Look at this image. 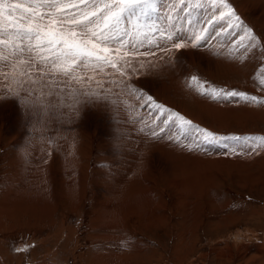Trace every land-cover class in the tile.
Returning a JSON list of instances; mask_svg holds the SVG:
<instances>
[{"label": "rangeland", "instance_id": "rangeland-1", "mask_svg": "<svg viewBox=\"0 0 264 264\" xmlns=\"http://www.w3.org/2000/svg\"><path fill=\"white\" fill-rule=\"evenodd\" d=\"M165 1L146 23L177 33L188 24L185 38L206 28L198 47L157 48L150 35L137 47L155 56L130 57L127 76L107 68L90 87L52 86L38 73L23 86L0 77V264H264V148L208 145L175 124L161 133L159 113L128 87L218 136H264V104L190 86L195 75L264 100V0H228L242 21L232 28L212 19L225 9L210 0H171L163 14ZM244 28L255 47L240 46ZM217 245L233 258L212 257Z\"/></svg>", "mask_w": 264, "mask_h": 264}, {"label": "snow or ice", "instance_id": "snow-or-ice-1", "mask_svg": "<svg viewBox=\"0 0 264 264\" xmlns=\"http://www.w3.org/2000/svg\"><path fill=\"white\" fill-rule=\"evenodd\" d=\"M158 3L159 0H0V77L7 79L11 76L21 86L28 81L37 83L34 78L37 73L41 79L50 77L48 84L52 86L102 85L103 82L97 76L105 74V69L111 68L119 72L120 76H127L124 68L130 64V57L156 55L151 51H139L137 47H144V39L150 35L156 39L149 40V44L159 48L158 41H176L171 44V48L176 50L189 47L188 40H191L190 46L195 48L206 39V28L194 31L190 37L185 38L176 31L160 28L155 23H146L157 12ZM210 3L218 9H225L214 16L213 20L227 18L229 28L242 27L241 18L228 0H210ZM246 40L248 45L244 43ZM255 41L252 29L244 28V35L239 38L240 46L255 47ZM88 71L92 75H86ZM57 77L65 79L57 80ZM259 82L264 85V76ZM190 86L199 94L213 99L221 96L224 99L240 97L247 102L264 104V100L244 92L206 87L195 75L191 77ZM128 87L137 100L150 102L151 107L159 113L155 119L161 133L175 124L184 137L198 133L200 140L208 145H219L227 149L229 145L222 142L231 140L256 142L259 148H264V136H218L157 103L141 90L131 85ZM60 91L64 89L60 88ZM84 94L101 95L100 92L87 91ZM48 95L53 93L49 91ZM161 117L164 119L161 120ZM151 135L155 137L158 133L152 130ZM168 138L179 141L181 137ZM185 146L191 150L194 145ZM199 146L195 144V147ZM232 151L235 152V148Z\"/></svg>", "mask_w": 264, "mask_h": 264}, {"label": "bare ground", "instance_id": "bare-ground-1", "mask_svg": "<svg viewBox=\"0 0 264 264\" xmlns=\"http://www.w3.org/2000/svg\"><path fill=\"white\" fill-rule=\"evenodd\" d=\"M241 1L242 0H239L238 1V3H240L241 4ZM243 2V1H242ZM171 4V0H166L165 1V8L163 7L162 9H165L164 11H163V14H164V12H166L167 10V7H168V5H170ZM164 5V4H163ZM173 4H171V6H172ZM174 5H175V3H174ZM170 6V7H171ZM175 8V7H174ZM215 8V7H214ZM172 9V8H171ZM257 9V8H256ZM255 9V10H256ZM173 11H174V9H172ZM195 10H196V8H195ZM262 10H263V8H262ZM214 11V10H213ZM216 12V11H215ZM218 13V12H217ZM164 18V17H163ZM166 18V17H165ZM165 21V20H164ZM169 21H171V20H169ZM209 21V20H208ZM167 22V21H166ZM176 24H177V21L175 22ZM175 24V25H176ZM186 24V23H185ZM179 25V24H178ZM187 25V29L185 30V31H182V33H180V31H179V33H180V36H184V34H186L187 32H190L191 30H189V26H188V24H186ZM222 25V24H221ZM183 26V25H182ZM170 28L172 27V26H169ZM184 27V26H183ZM191 27L192 26H190V29H191ZM167 28H168V26H167ZM169 28V29H170ZM173 28H176V27H174L173 26ZM181 28V27H180ZM171 30V29H170ZM194 30V29H193ZM192 32V31H191ZM213 33L215 32V31H212ZM178 33V34H179ZM215 34V33H214ZM222 36V35H221ZM222 40H224V39H222ZM210 41V40H209ZM215 41H216V39H215ZM217 41H219L218 39H217ZM147 42V41H146ZM174 42H176V41H174ZM172 44V43H171ZM191 44V43H190ZM219 44H220V41H219ZM145 45V44H144ZM217 45V44H216ZM146 46V45H145ZM212 46V45H211ZM224 46V45H223ZM202 50V49H201ZM217 50V49H216ZM215 51V50H214ZM224 54V53H223ZM213 55V54H212ZM215 57H216V59L218 58L219 59V61H222V59H223V64H224V56H222V55H220L219 53H215ZM218 62V61H217ZM221 62V63H222ZM243 69V68H242ZM10 84V83H9ZM174 136V135H173ZM242 217L244 216V214L243 215H241ZM233 219V218H232ZM239 219H241V218H239ZM242 220V219H241ZM239 231H241V230H239L238 229V231H236V234H234L235 236H236V244H239L240 246H239V249L241 250L242 249V251L241 252H247V250H248V245L247 244H245L244 243V241H245V235L243 234V232L241 231V235L240 234H238L239 233ZM222 233V232H221ZM231 233V232H230ZM223 236V235H222ZM225 236V235H224ZM219 237V236H218ZM49 238V237H48ZM220 238V237H219ZM229 238V237H228ZM63 239V238H62ZM220 239H222V238H220ZM46 240V239H45ZM41 244H43V243H41ZM220 244H222V243H220ZM23 245V244H22ZM39 246H40V244H38ZM64 245V244H63ZM224 245V244H223ZM247 245V246H246ZM45 246V245H44ZM220 246V245H219ZM218 245H217V247L215 248V250H213V251H215V253H213L212 254V257H214V258H223L224 256L222 255L223 253H225V252H228V254H227V256L228 257H230V259L231 258H233V255H234V251H233V249H229L228 251L227 250H224L227 246L225 245V246H220L219 247ZM48 247V246H47ZM60 247V246H59ZM25 248V247H24ZM228 248V247H227ZM229 248H231V247H229ZM245 248H247V250L245 251ZM26 249V248H25ZM40 249H42V248H40ZM43 249H45V248H43ZM22 250V249H21ZM35 250V249H34ZM23 251V250H22ZM48 251V250H47ZM39 252V251H38ZM57 252H59V250L57 251ZM219 252V253H218ZM35 254H36V251H35ZM209 254V253H208ZM211 254V253H210ZM3 255V254H2ZM256 255V254H255ZM255 255H252V257H253V259L254 260H256V257H255ZM44 259V258H43ZM59 259V258H58ZM249 259H251L250 257H249ZM248 259V260H249ZM259 259V258H258ZM264 259V258H263ZM247 260V261H248ZM56 261H57V259H56ZM223 261H225V260H223ZM223 261L221 260V263L220 264H223ZM259 261V260H258ZM52 262L54 263V261H53V259H52ZM52 262H48L49 264L50 263H52ZM226 262V261H225ZM39 264V263H38ZM44 264V263H43ZM54 264H56V263H54ZM219 264V263H218ZM232 264V263H231Z\"/></svg>", "mask_w": 264, "mask_h": 264}]
</instances>
